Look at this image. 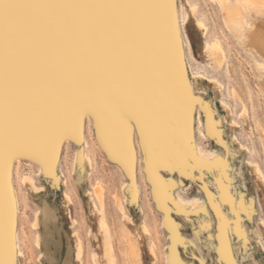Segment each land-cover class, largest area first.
Masks as SVG:
<instances>
[{"label":"snow or ice","instance_id":"obj_1","mask_svg":"<svg viewBox=\"0 0 264 264\" xmlns=\"http://www.w3.org/2000/svg\"><path fill=\"white\" fill-rule=\"evenodd\" d=\"M179 55L166 0H0V264H12L6 178L19 152L54 155L91 113L110 152L135 121L150 176L180 156Z\"/></svg>","mask_w":264,"mask_h":264},{"label":"rangeland","instance_id":"obj_2","mask_svg":"<svg viewBox=\"0 0 264 264\" xmlns=\"http://www.w3.org/2000/svg\"><path fill=\"white\" fill-rule=\"evenodd\" d=\"M166 3L174 28L176 29L177 25L182 26L179 49L187 66V74L194 84L193 94L200 95V89L204 90L205 98L213 102L218 108V114L225 115L231 124L225 135L228 139L231 136L236 137L232 144L237 149L239 156L245 159V163L240 165L236 172L244 178L246 196L251 204L250 217L247 218L243 214L242 222L249 228L257 227L258 222L264 220V180L258 177L254 167L249 166L246 161L258 162L264 173V88L261 81L264 76V67L259 68L258 66V63H264V55L256 49L247 50L239 41V39H246L247 29L246 35L242 38L237 37L228 29L217 0H166ZM191 5H196L195 13L192 12ZM186 12L189 13V20L184 23L182 18ZM244 13L249 22L263 21L264 14L257 13L254 9L251 12L244 9ZM197 17L204 20L207 29L198 27ZM204 30L207 32L205 33ZM206 39L222 40L226 50V56H223L222 70H217L211 55L208 54L209 51L205 50ZM192 71L201 72L197 80L192 77ZM209 75L218 77L221 84L210 81ZM234 87L240 96H243L241 99L246 103L247 114L245 113L242 117L239 116V113L243 110L244 105L234 96L232 92ZM223 99L230 104L226 108L222 105ZM196 105L189 129L192 137L188 144L189 159L187 164H184L182 160L178 161L170 175L179 180L180 185L171 184L169 187L173 192L178 191L188 198L205 197L210 203L215 225L219 227L217 230H221L223 224L232 247L236 248L240 242L231 232V222L224 218L223 212L217 207L216 189L208 183L204 167L196 161L193 141H199L205 149H222L228 156H230V149L222 139L207 132L204 127L202 104L197 101ZM200 118L202 123H200ZM234 119L237 123H233ZM134 126L135 143L133 142L132 145L137 152L133 156V167L126 170L120 156L114 150L110 152L105 146V142L102 144L97 138L98 130L94 116L91 113L85 115V131L89 142L86 152L90 160L86 161V164L84 163L85 170L86 166L88 169L86 172L89 171L88 178H85L81 183L77 180V173L82 166H80V162H76V156L78 150L84 151V142L73 137L66 138L62 144L58 177L53 173L41 172L39 163L32 158L19 156L20 158L11 160L13 161L11 163V178L14 180L13 184L18 190L19 196L18 219L16 217L15 220L14 218L11 220L13 222L11 229H16L15 231L18 232V243L13 247L11 254L12 264H59L65 260L67 255L72 264H81L77 259V238L75 235L73 236L74 232L78 233L82 239L81 258L85 264H93L92 254L94 251L101 258L105 248H108L110 254L115 257L117 264H173V250H175V260L179 264H264L261 245V240L264 244L263 231L259 237L252 234L251 257L241 259L240 263L237 254L231 256L226 252L220 239H216L220 251L212 249L209 254L202 239H198L188 221H182L183 225L180 230L183 236L174 233L171 224L164 226L163 216L167 209L164 208V211L158 209L153 198L151 182L145 172L147 156L143 150L142 136L135 121ZM242 143L250 150L242 149ZM25 173H31L36 182L46 188V200L55 210L57 223L60 227V232L55 233L54 236L55 241L58 242L60 239L59 246L53 245L54 250L57 251L55 262L49 258L45 246H39L36 240L37 232L42 230L40 224H35V222H39L36 214L42 203L38 196L31 191L29 185L23 181L22 176ZM213 173L216 174L215 171ZM9 179L10 176L7 173L8 182ZM127 180L138 182L142 193L141 199L136 198L135 200L134 198L131 206L125 200L124 192L121 190ZM98 185L103 187V210H99L101 204L94 191L95 186ZM85 189L91 190V197L85 193ZM116 196L119 199L122 198L120 200L124 201L125 210L134 223L124 218ZM13 203L12 201L11 214L14 210ZM140 205L143 207V212H140ZM173 215L178 221H181L178 215ZM100 217H104L105 227H100L98 223ZM142 220L148 223L150 229L147 230L148 232L141 229ZM91 229L93 230L92 234ZM185 236L192 237L196 245L185 240ZM130 242H133L137 248V253L133 258L131 257ZM154 245L157 249L156 256L151 250ZM19 249L22 251L21 254H18ZM199 253L205 257V261L200 258ZM166 254L172 257L170 263L167 261ZM177 254L180 255L178 259H176ZM101 264H105V262L102 261Z\"/></svg>","mask_w":264,"mask_h":264},{"label":"bare ground","instance_id":"obj_3","mask_svg":"<svg viewBox=\"0 0 264 264\" xmlns=\"http://www.w3.org/2000/svg\"><path fill=\"white\" fill-rule=\"evenodd\" d=\"M219 5L221 6L223 12V18L226 23L228 29L233 32L237 37H244L245 31L247 29V35L245 36L246 39H239V41L244 45L247 50L256 49L259 53L264 55V17L262 18L263 21H257L255 23L249 22L245 13L244 9H247L248 12H251L254 9L257 13L264 14V0H217ZM191 10L193 13L196 11V5H191ZM183 21L188 22L189 20V13L186 12L183 15ZM196 24L199 28L207 29V26L203 19L196 18ZM203 30V29H202ZM176 31L178 32L179 38H182V26L177 25ZM205 31V30H204ZM203 31V32H204ZM207 30L205 31V33ZM205 50L209 51V55L212 57V61L214 66L217 70L223 68V56H226V50L223 46L221 39H206L204 44ZM222 66V68H221ZM259 68L264 67V63H258ZM179 68L181 72V86L185 92L186 104L184 106L182 115H181V124H180V137H181V145L182 150L180 156L172 161H167L165 163L155 162L153 168V174L150 176L148 172V166L145 167L146 177L151 182V192L153 195L154 200L158 206V209L164 211V208L167 209L166 213L163 216V224L164 226L167 224H171L173 227V232L177 234H182L181 226L183 225L182 221H188L192 228L194 229L195 233L198 236V239H202L204 245L207 247V251L210 254L212 249L216 251H220V246L216 244V239H220L225 246L226 252L233 256L237 254L241 259H246L251 257L252 246L250 245L252 234L256 236L261 235V231L264 232V220H260L258 222L257 227H248L243 224L242 222V215L245 214L247 218L250 217V210L251 204L246 196L245 192V185H244V178L242 175L237 174V168L245 163V159L239 156L237 149L233 146L232 141L236 139L235 136H231L229 139L225 135L226 130L229 125H231L225 115L220 116L218 114V108L213 102L209 101L205 98V91L200 89V95L193 94L194 91V84L189 78L187 74V66L185 64L184 58L182 53L179 55ZM218 70V71H219ZM205 75L204 73H202ZM201 75L200 71H192V77L194 80ZM207 76V75H205ZM210 76V75H209ZM210 81H214L216 83H220L216 76H210ZM262 87L264 88V76L261 78ZM222 87V86H221ZM234 96L242 102L244 105L243 110L239 113V116L242 117L246 113V103L243 99V96H240L238 90L234 87L232 89ZM193 95V96H192ZM242 97V99H241ZM199 101L202 104L203 108V120H204V127L206 128L209 134L217 136L218 139H222L226 146L230 149V156L226 154V152L222 149H205L199 141L194 140V156L198 164H201L205 170V177L208 183L216 189L217 199L216 204L220 211L223 212L224 218L231 222V232L236 239L239 240V245L234 248L232 247L230 240L227 236V231L225 227L223 230H217V227L214 222V218L211 212L210 203L205 197H185L180 194L178 191L173 192L172 189L169 187L171 184L175 186H179L180 182L174 176L170 175L172 171L176 168L178 161L182 160L184 164H187L189 159V140H191L190 135V125L193 120V115L196 110V102ZM222 105L226 108L228 104L227 100H222ZM231 107V106H230ZM232 110V109H231ZM88 113L83 114L78 119L74 120L71 130L66 132L62 138H58L54 143V155L52 151H49L47 155L35 152V151H21L14 156V158H18L19 156H27L36 160L39 165L41 172H45L46 174L53 173L54 176L58 175V168H59V161H60V150L63 146L65 139L68 137L76 138L78 141L84 142V151H77L76 162H80V171L77 176V180L81 183L87 177L86 170L84 167V163L89 161L90 158L86 152V148L88 147V140L85 131V115ZM247 114V113H246ZM211 120L212 130H209V121ZM202 119L200 118V123H202ZM236 120H233L235 123ZM237 123V122H236ZM239 123V122H238ZM139 127V126H138ZM134 121L131 125V131L126 132L124 139H125V150L124 152H117L115 151L121 158L122 164L124 169H131L134 165V153L137 152L135 147H133V142L135 143L134 137ZM203 131V130H202ZM204 135V132H203ZM97 138L99 141L104 144V141L100 139V134L98 131ZM142 138V137H141ZM70 139V138H69ZM143 140V138H142ZM105 146L109 150L111 144ZM241 148L249 151V147L245 146L243 143L241 144ZM20 158V157H19ZM13 160V159H12ZM204 163H201V162ZM9 165L8 173L10 176L9 182L6 178L7 189L10 196V247H11V254L13 252V247L18 242V232L11 229V220L12 218L17 217L18 208H19V196L18 190H16L15 185L13 184L14 180L11 178L12 175V167L11 163ZM89 163V162H88ZM246 163L249 166H253L255 172L257 173L258 177L264 180V173L262 168L260 167L259 163L252 160H247ZM13 166V165H12ZM216 172V174L213 173ZM168 173V174H165ZM90 176V175H88ZM58 177V176H57ZM153 177L156 178V185L153 184ZM23 181H25L31 191L38 196L41 200L42 206L38 210L36 216L38 223L42 227L41 231L37 232L36 240L39 246H45L47 252L49 254V258L55 262L56 261V253L57 251L54 250L53 245L59 246L60 239L55 241L54 236L55 233L60 232V227L57 223V216L55 214V210L51 207V205L46 200V188L42 185H39L36 180L34 179L33 175L30 174H23L22 176ZM24 182V183H25ZM157 185H159L160 194L159 198L157 197ZM121 190L124 192L125 200L130 204L133 205V199H141V188L138 182L134 181H125L122 185ZM95 194L98 198V202L101 204V209L103 210L104 205V197H103V187L101 185L95 186L94 188ZM85 193L91 197L92 193L90 189H85ZM67 194V193H66ZM116 194V193H115ZM119 195V193H117ZM69 195V194H68ZM120 197V196H118ZM69 198V197H68ZM117 202L119 208L121 209L124 218L134 223L133 219L128 215L127 211L125 210L124 201H121L122 198H117ZM14 202V210L11 214V202ZM133 201V202H132ZM234 202V203H233ZM215 204V205H216ZM131 206V205H130ZM97 208V207H96ZM97 209V210H98ZM140 212H143V207L139 206ZM102 212V211H100ZM173 214H176L180 217L181 221H178L177 218ZM18 219V217H17ZM16 219V221H17ZM13 220V221H14ZM99 225L100 227H105L106 221L104 217L99 218ZM13 226V225H12ZM14 227V226H13ZM141 229L145 232H148L149 225L145 220H142ZM93 230L91 229V234ZM172 233V232H171ZM74 232L73 236L75 235L76 239V248H77V259L80 261L81 264H85L81 258V241L79 234ZM172 236V235H171ZM183 236V234H182ZM185 240H188L190 244L196 245V242L190 236H185ZM183 238V239H184ZM187 238V239H186ZM175 245V244H174ZM193 245V246H194ZM262 250L264 253V244L261 240ZM196 247V246H195ZM136 246H134L133 242H130V251L131 257L133 258L136 255ZM154 256L157 254L155 245L151 249ZM22 251L19 249L18 254H21ZM43 253V252H42ZM167 253V252H166ZM200 258L205 261V257L199 253ZM45 256V253H44ZM168 263L171 262L172 257L169 254H166ZM180 255L177 254L176 259H178ZM93 264H101L102 261L105 264H117L115 257H113L108 248H105L102 251V256L94 251L92 254ZM132 262V261H131ZM58 264V263H56ZM59 264H72L70 257L67 255L64 261ZM242 264V263H241Z\"/></svg>","mask_w":264,"mask_h":264},{"label":"water","instance_id":"obj_4","mask_svg":"<svg viewBox=\"0 0 264 264\" xmlns=\"http://www.w3.org/2000/svg\"><path fill=\"white\" fill-rule=\"evenodd\" d=\"M27 157V156H26Z\"/></svg>","mask_w":264,"mask_h":264}]
</instances>
